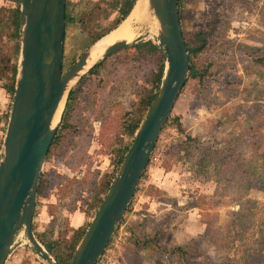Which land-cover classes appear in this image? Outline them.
<instances>
[{
  "label": "rangeland",
  "instance_id": "374dc122",
  "mask_svg": "<svg viewBox=\"0 0 264 264\" xmlns=\"http://www.w3.org/2000/svg\"><path fill=\"white\" fill-rule=\"evenodd\" d=\"M100 1L68 0L75 12ZM185 2L186 41L197 46L201 33L207 42L193 59L204 76L188 77L130 211L98 264H264V0ZM100 5L93 23L67 26L64 72L119 17ZM0 6L18 8V2L0 0ZM151 14L134 44H157ZM134 44L100 59L73 84L63 105L33 220L45 250L48 241L58 242L57 249L70 246L87 230L98 194L117 175L118 151L133 142L127 129L137 120L140 100L154 91L159 70L157 56ZM12 102L0 82V160ZM5 264L49 263L21 231Z\"/></svg>",
  "mask_w": 264,
  "mask_h": 264
},
{
  "label": "water",
  "instance_id": "95a60500",
  "mask_svg": "<svg viewBox=\"0 0 264 264\" xmlns=\"http://www.w3.org/2000/svg\"><path fill=\"white\" fill-rule=\"evenodd\" d=\"M66 4L67 0H21L18 74L0 160V264L7 261L21 231L46 262L60 264L38 243L33 220L41 174L57 132L55 124L71 87L83 76L91 56L89 50L64 72ZM148 8L158 23L157 45L166 56L164 76L69 264H98L101 260L124 221L160 133L190 74L178 0H148ZM136 40L113 44L101 61Z\"/></svg>",
  "mask_w": 264,
  "mask_h": 264
},
{
  "label": "trees",
  "instance_id": "16d2710c",
  "mask_svg": "<svg viewBox=\"0 0 264 264\" xmlns=\"http://www.w3.org/2000/svg\"><path fill=\"white\" fill-rule=\"evenodd\" d=\"M18 2V8H11L6 9L4 7H0V82H2V87L5 89L9 94H11L14 97L15 94V88H16V80H17V74H18V63H19V57H20V50H21V36H22V26H21V13H20V5L21 0H15ZM137 0H103L100 1V3H104L108 6L112 11H115L119 14V17L114 21V24L107 29L104 33L97 35L92 38V44L95 45L101 38H103L105 35H107L109 32L114 30L117 26L122 24L130 15L132 9L134 8ZM179 2V15H180V22L182 27L183 36L186 41L185 33L183 30V22H184V13H185V0H178ZM97 3H91L88 8H82L79 12H75L76 4H71L67 0L66 4V28L69 24L77 23V20H80L82 24L88 25V23H93V20L96 17V14H99L101 12V5ZM8 13V16L2 15L3 13ZM80 12L84 13L89 17V21H85L83 18L80 17ZM105 17H108V14L104 15ZM79 17V18H78ZM199 41V44L197 46L191 47L188 42L186 41L187 49L189 52V58H190V74L189 77L191 78H202L204 74L200 69H197L196 66L193 63V59L197 57L200 53H202L206 48V40L205 38L201 37L202 34L199 33L196 35ZM138 51H142L145 48H148V50L157 56L159 59V70L156 73L155 81H154V91H149L144 98L140 100L138 112L135 113L137 116V120L135 122H132L127 131L128 133L134 138L135 133L137 129L139 128L147 110L149 109L157 90L162 82L164 71H165V53L162 49L158 47L157 44H154L151 41L148 42H139L133 45ZM186 85V83H185ZM184 85V86H185ZM184 88V87H183ZM77 89L73 90L71 92V95L69 97V102L67 104V107H70V101L75 98ZM171 117L169 118L168 122L164 125L163 129L170 123ZM174 124L177 126L178 131L182 133V125L180 123V118L175 117L173 120ZM59 139V135H56L51 148L55 143H57ZM190 139V138H189ZM51 148L49 150L48 155L51 152ZM130 146H125L122 150L118 151V159H117V165L120 167L121 163L123 162L127 152L129 151ZM188 152V151H187ZM214 152L207 151L205 154L207 156L212 155ZM167 168V169H166ZM166 170H170V166L166 164ZM145 175V174H144ZM42 176L40 178V184L38 189V195L42 193V187H43V180ZM112 181H109L106 188L102 190L98 195L97 198V208L100 207L102 204L111 184ZM101 195V196H100ZM98 210V209H97ZM130 211V209L127 211V213ZM125 221V218H124ZM86 230L78 233V236L76 239H74V242L70 246H66L64 248L57 249L58 242H55V245L51 243L50 241L46 242V248L47 250L53 254L57 261L60 264H69L75 250L81 241L82 237L84 236ZM44 242V241H43ZM111 242V241H110ZM133 242L138 244V240L135 238L133 239ZM146 243V242H145ZM147 244V243H146ZM177 251L181 252V249H177Z\"/></svg>",
  "mask_w": 264,
  "mask_h": 264
},
{
  "label": "bare ground",
  "instance_id": "6f19581e",
  "mask_svg": "<svg viewBox=\"0 0 264 264\" xmlns=\"http://www.w3.org/2000/svg\"><path fill=\"white\" fill-rule=\"evenodd\" d=\"M150 16L153 15L149 12L148 0H137V3L125 22L91 47V56L81 75L86 74L102 58L105 50L113 44L121 41L130 43L138 39L143 29L150 24L148 19Z\"/></svg>",
  "mask_w": 264,
  "mask_h": 264
},
{
  "label": "crops",
  "instance_id": "0c3cea01",
  "mask_svg": "<svg viewBox=\"0 0 264 264\" xmlns=\"http://www.w3.org/2000/svg\"><path fill=\"white\" fill-rule=\"evenodd\" d=\"M0 7H1V6H0ZM151 200L154 201V203H155V201H156L154 198L149 197V200H148V201L150 202ZM152 201H151V202H152ZM149 202H148V204H150ZM151 205H153V204L151 203L149 206H151ZM147 211H149L148 208H147Z\"/></svg>",
  "mask_w": 264,
  "mask_h": 264
}]
</instances>
